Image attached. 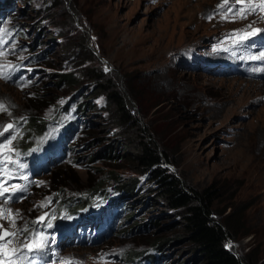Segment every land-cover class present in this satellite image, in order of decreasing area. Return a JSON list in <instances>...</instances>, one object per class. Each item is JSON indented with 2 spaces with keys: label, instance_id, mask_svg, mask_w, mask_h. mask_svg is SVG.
Wrapping results in <instances>:
<instances>
[{
  "label": "rangeland",
  "instance_id": "rangeland-1",
  "mask_svg": "<svg viewBox=\"0 0 264 264\" xmlns=\"http://www.w3.org/2000/svg\"><path fill=\"white\" fill-rule=\"evenodd\" d=\"M221 3L0 0V28L11 33L4 37L8 54L0 57V63L18 66L11 80L0 77V100L15 105L9 108L11 116L0 113V124L14 123L20 117L28 121L31 116L47 123L45 132H27L24 140L22 122L23 139L18 137L12 145L22 153L21 162L28 164L32 156L44 159L53 149L63 153L45 164L33 159L38 161L36 168H43L32 178L45 184L31 187L20 202L9 204L13 213L19 210L23 217L17 218L20 227L49 211L34 205L53 196L50 207L57 218L47 233L55 236V242L50 241L51 247L38 261L68 264L60 257H71L82 264L200 263L201 257L196 261L188 240L178 239L177 210L168 208L148 189L133 197L119 189L113 175L138 177L144 185L146 176L129 161L114 162L99 155L104 143L93 140L92 134L107 132L103 119L96 114L76 116L75 104L68 107L77 87L58 84V78L95 66L127 93L133 112L170 154V168L198 190L215 188V215L234 222L230 248L247 257L249 264H264V71H253L264 69V61L242 58L264 51V33L245 42L254 44L250 49L233 45L227 37L252 21H256L253 28L264 29V20L259 18L264 13L234 22L220 15L206 19ZM165 47L170 53L163 54ZM89 82L86 78L82 90L91 89ZM93 112L109 115L111 107H94ZM115 132L111 129L107 134ZM123 151L131 152V147L127 144ZM96 186L100 195L85 198ZM59 194L65 202L74 197L83 202L56 206ZM123 204L129 207L122 209ZM106 205L102 213L109 220L105 238L73 243L76 236L70 235L59 249L53 246L59 223L72 221L80 212L78 206L87 213ZM61 213L67 218H61ZM0 224L12 230L8 221L0 219ZM72 226L77 224L72 222L67 228ZM159 239L167 242L156 250L152 242ZM102 255L105 258L99 259Z\"/></svg>",
  "mask_w": 264,
  "mask_h": 264
},
{
  "label": "trees",
  "instance_id": "trees-1",
  "mask_svg": "<svg viewBox=\"0 0 264 264\" xmlns=\"http://www.w3.org/2000/svg\"><path fill=\"white\" fill-rule=\"evenodd\" d=\"M25 32V31H24ZM55 33L52 32V35ZM59 35H64L59 32ZM85 40V38H83ZM84 45L86 42H83ZM82 76V77H81ZM90 80L89 89L85 87V79ZM66 82L76 86L78 90L72 102L68 107L75 104V113L78 115H94L103 119V124L107 125L105 129L116 131L115 134H98L93 132V140L98 139L99 143H104L103 149L99 155L112 161H129L138 172L146 176V183L138 177L123 178L113 175L119 184V189L127 195L144 192L146 189L161 200L165 205L179 213V238H185L191 244V251L200 256L199 264H249V259L238 255L232 248L226 247L229 239L234 236V222L225 221L215 215L214 199L216 197L215 188L210 185L204 189L198 190L185 182L181 174L173 171L168 162L172 161L170 154L162 144L150 134L145 125L133 112L132 101L127 93L121 90L110 78L103 73L102 69L95 66H88L77 75L74 72H67L60 75L57 83ZM98 97V98H97ZM96 100V101H95ZM97 102H100L97 104ZM111 107V113L102 114V112H93L94 107L107 109ZM39 121L32 116L25 123V138L28 139L27 132H36L35 130L45 132L47 123ZM111 125V126H110ZM110 126V128H109ZM113 127V128H111ZM132 131V132H131ZM131 147V152L123 151L125 145ZM92 192L84 194L85 198L99 196L101 190L98 186L91 189ZM104 194V193H103ZM150 196V195H148ZM81 199V198H80ZM109 199V198H108ZM62 195L55 197L56 206H77L83 199H72L64 201ZM67 200V199H66ZM113 203L112 200H110ZM66 203V204H64ZM106 203V202H105ZM96 209L92 212H100L107 209ZM124 205L122 209L128 208ZM84 213L83 206L77 208ZM83 211V212H81ZM133 213L131 212V215ZM130 215V216H131ZM182 235V237H181ZM166 240H153L152 246L156 250H161ZM140 255H143L140 254ZM150 259V258H149Z\"/></svg>",
  "mask_w": 264,
  "mask_h": 264
},
{
  "label": "snow or ice",
  "instance_id": "snow-or-ice-1",
  "mask_svg": "<svg viewBox=\"0 0 264 264\" xmlns=\"http://www.w3.org/2000/svg\"><path fill=\"white\" fill-rule=\"evenodd\" d=\"M260 13H264V0H233L232 3H229V0H222V3L217 5L216 9L209 13L206 19L211 20L213 16L220 15L222 20L234 22L236 19L246 20L249 15H259ZM259 18L264 20V15ZM255 23L256 21H252L244 28L234 29L227 34V37L231 39L233 45L250 49L254 47V44H246L245 42L260 33H264V29L253 28ZM6 36H11L9 30L0 28V57L8 54L7 50L3 48L6 43L4 38ZM10 47L14 50L15 44L13 43ZM242 58L264 61V51H260L259 55L249 54ZM16 71H18V66L11 63H0V77L3 79L11 80ZM253 71H264V69H253ZM19 79H23V77ZM10 107H15V105L0 100V113L11 116ZM22 122L26 123L27 117L17 118L14 123L0 124V219L8 221L12 229L10 231L4 228L3 224H0V264H38L42 255H46L44 250L50 248L51 243L55 242V236L47 233V229L53 228V221L57 218L55 209L50 207L53 196H47L44 201L34 205L35 208L50 209L49 211H44L42 215L30 222L24 221L20 227H17V218L23 220L20 211L17 210L13 213L9 207L10 203L20 202L29 195L31 187H39L45 184L44 181H37L32 178L31 172L26 171L29 168L28 164L21 162L22 153L18 146L12 147L13 142L18 137L23 139ZM16 181H22V183H16ZM61 218H67V214L61 213ZM38 226H42L43 230ZM231 246V242L226 245V247ZM105 255L100 256L99 259H104ZM60 259L66 260L68 264H82V261L71 257H60Z\"/></svg>",
  "mask_w": 264,
  "mask_h": 264
},
{
  "label": "bare ground",
  "instance_id": "bare-ground-1",
  "mask_svg": "<svg viewBox=\"0 0 264 264\" xmlns=\"http://www.w3.org/2000/svg\"><path fill=\"white\" fill-rule=\"evenodd\" d=\"M167 43H168V42H167ZM166 46H167V45H166ZM171 46H172V45H171ZM161 47H162V46H161ZM167 47H168V46H167ZM165 48H166V47H165ZM163 49H164V48H163ZM172 49H173V48H172ZM167 50H168V48H166L165 50H163V54L168 53V52L170 53V51H169V50L167 51ZM177 50H178V49H177ZM165 51H166V52H165ZM161 52H162V51H161ZM161 52H160V53H161ZM174 52H175V51H174ZM175 53H176V52H175ZM163 54H162V55H163ZM171 54H172V53H171ZM162 55H161V56H162ZM159 57H160V56H159ZM255 66H256V65H254V67H255Z\"/></svg>",
  "mask_w": 264,
  "mask_h": 264
}]
</instances>
